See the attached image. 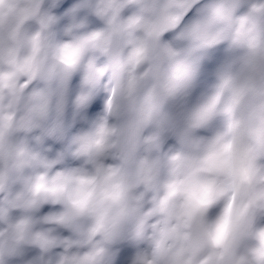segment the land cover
<instances>
[{"label": "clouds", "instance_id": "1", "mask_svg": "<svg viewBox=\"0 0 264 264\" xmlns=\"http://www.w3.org/2000/svg\"><path fill=\"white\" fill-rule=\"evenodd\" d=\"M0 264H264V0H0Z\"/></svg>", "mask_w": 264, "mask_h": 264}]
</instances>
